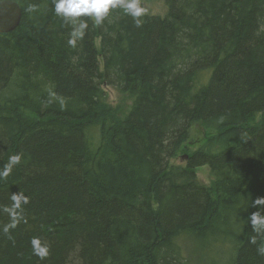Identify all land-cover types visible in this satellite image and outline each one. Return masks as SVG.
<instances>
[{
	"label": "trees",
	"instance_id": "16d2710c",
	"mask_svg": "<svg viewBox=\"0 0 264 264\" xmlns=\"http://www.w3.org/2000/svg\"><path fill=\"white\" fill-rule=\"evenodd\" d=\"M10 1L21 20L0 35V169L23 155L0 180V264H187L184 245L225 253L201 264H264L249 222L264 215L252 207L264 198V0H164L139 28L117 9L87 21L75 48L52 0ZM196 124L200 146L170 166ZM19 192L26 223L5 234Z\"/></svg>",
	"mask_w": 264,
	"mask_h": 264
},
{
	"label": "clouds",
	"instance_id": "9594fccd",
	"mask_svg": "<svg viewBox=\"0 0 264 264\" xmlns=\"http://www.w3.org/2000/svg\"><path fill=\"white\" fill-rule=\"evenodd\" d=\"M54 15L60 18L66 25L71 26L69 33L68 45L71 48L77 46L78 41H82L88 29L89 20L94 21L96 26H101L108 19L111 12L119 9L127 16H130L135 27L139 28L143 25V18L147 15V9L142 6L141 0H52ZM39 11V6L29 3L25 8V12L32 14ZM55 98V93H50V100ZM61 108L65 107L63 100L60 101ZM23 154L12 155L8 159V163L0 169V180L6 181L11 175L13 169L22 161ZM11 206L4 207L2 211L8 215L10 222L4 226L3 232L9 233L15 229L21 221L26 223L23 216V206L29 203L28 197L23 193L13 194L10 197ZM252 207L264 208V198H257L252 202ZM251 229L258 235H264V215L261 211L252 213L249 217ZM11 239V237H8ZM256 244L253 237L250 241ZM33 254L40 260H45L49 256V248L38 238L31 240ZM260 256L264 257V246L257 249Z\"/></svg>",
	"mask_w": 264,
	"mask_h": 264
},
{
	"label": "rangeland",
	"instance_id": "374dc122",
	"mask_svg": "<svg viewBox=\"0 0 264 264\" xmlns=\"http://www.w3.org/2000/svg\"><path fill=\"white\" fill-rule=\"evenodd\" d=\"M141 3H142V6H144L147 9L148 15L164 17L167 11V7L165 6L164 0H141ZM95 44H96V47H98L99 40H96ZM99 64L101 68L102 63L100 59H99ZM103 91L105 92L106 97H107L106 98L107 102L110 105L120 106L121 108H124V109L128 108V106L130 105V99L125 95H121L116 89L112 87H108V86H103ZM260 118H261V114H256L254 116V121L258 122ZM191 128L192 129L190 131L189 139L186 143V145L188 146V150L180 151L176 155V157H174L173 159L169 161L170 166H173V165L174 166H184L187 159H184L183 156L188 157V154L190 152L194 151L200 146L206 130L201 124L193 125ZM210 134H213V133H210ZM195 175H196V179L199 182V184L204 185V186L210 185L211 176L209 174V169L207 166H201L197 168L195 170ZM180 245L182 247V242H180ZM184 247L186 248L184 249L185 252L193 251L195 253V257L191 253L186 254L188 258L187 264H198L200 263L198 261L202 259H205L207 261L211 258L212 261L214 260L217 261L218 259L225 258V253L221 258H219V256H213L209 258H206L205 256L198 257V251L196 249L191 248L190 250H187V247L185 245Z\"/></svg>",
	"mask_w": 264,
	"mask_h": 264
},
{
	"label": "water",
	"instance_id": "95a60500",
	"mask_svg": "<svg viewBox=\"0 0 264 264\" xmlns=\"http://www.w3.org/2000/svg\"><path fill=\"white\" fill-rule=\"evenodd\" d=\"M21 20L19 5L10 0L0 1V35L14 31ZM187 159V156H183Z\"/></svg>",
	"mask_w": 264,
	"mask_h": 264
}]
</instances>
